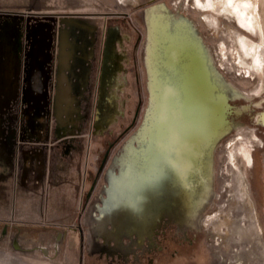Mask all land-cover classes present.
Returning a JSON list of instances; mask_svg holds the SVG:
<instances>
[{
  "label": "rangeland",
  "instance_id": "374dc122",
  "mask_svg": "<svg viewBox=\"0 0 264 264\" xmlns=\"http://www.w3.org/2000/svg\"><path fill=\"white\" fill-rule=\"evenodd\" d=\"M148 1L39 0L41 9L25 15L65 20L67 29H74V22L82 24L95 45L90 44L87 71H79V76L71 71V57L62 67L56 55L52 103L44 109L49 119L46 134L29 128L19 113L0 109L11 186L5 218L0 220V264H100V244L109 243L107 238L116 241L115 234H98L112 229L109 220L100 221L102 213H110L111 178L121 181L127 171L134 172L133 149L142 146L141 163L152 154L149 181L158 179L162 169L158 162L166 154L163 168L169 171L176 162L186 182L190 150L186 97L170 88L171 81L164 76L170 71L166 62L156 67L159 82L151 92L147 16L153 7L163 8L178 33L170 41V56L163 58H176L175 46L182 56L188 35L208 51L213 79L228 100L226 131L217 139L196 142L199 154L209 153L211 168L210 194L197 212L196 223L185 218L179 224L163 214L145 235L122 232L121 242L134 251L127 264H264V63H255L258 51L264 62V0H253L255 32L239 24L218 0L208 9L196 6L195 0H179L175 6L170 0ZM62 88L65 100L60 98ZM148 115L156 134L144 140L138 133ZM238 136L248 139L235 140ZM109 145L111 151L99 173Z\"/></svg>",
  "mask_w": 264,
  "mask_h": 264
},
{
  "label": "bare ground",
  "instance_id": "6f19581e",
  "mask_svg": "<svg viewBox=\"0 0 264 264\" xmlns=\"http://www.w3.org/2000/svg\"><path fill=\"white\" fill-rule=\"evenodd\" d=\"M237 1L218 0L217 3L224 4V7L228 6L227 3H229L232 7L237 8ZM249 1L246 0V4ZM195 2L196 6L203 9L211 8L210 6L213 7L215 4L213 0H206L203 3L200 0H195ZM244 14H248V12H244ZM251 19V16L246 17L247 21ZM147 21L149 41L152 44L148 52L152 94L155 93L159 82L156 67L159 65L163 66L166 62V66L170 67L168 69L170 71H166L164 76L170 79L173 86L170 88L175 89L179 96L183 95L186 97V99L184 98L188 115L186 120L190 131L187 137V140H190V150L187 153L188 163L185 164L188 180L186 179V182L181 180L180 176L182 173L177 167L179 165L176 166L174 161L172 162V167L174 168H171V170L167 171L163 168L162 164L168 161L167 155L164 154L163 161L158 162V166L161 165L162 168L159 170L158 179L149 181L150 177H147V173H149L147 171L152 169L150 167L154 164L151 160L152 154H147L146 161L141 163L139 158L143 155L140 151L142 146L138 150L133 149L134 172L132 173V170L127 171L126 174L122 175L121 181L117 180V178L114 180L111 178L110 213L109 215L102 213L104 218L100 219L102 222L109 220L112 223V231L107 230V235L113 237V234H115L116 237L114 238L116 239L124 231L138 235L147 234L153 222L163 214L173 217L179 224H182L185 218H191V221L196 223L199 218V213L197 212L210 194L207 187V176L210 175L211 170L209 153L202 151L203 153L199 154L196 142L199 140L217 139L226 131L224 125L226 124L225 117L228 108L227 96L215 82V78L213 79L210 68L212 62L210 59L208 60V51L203 48L201 41H197L193 36L188 35V37L184 38L187 43V49L183 55L179 56L178 49L175 46L174 50L176 51L174 54L177 57L165 59L163 58L164 54H166L167 58L170 56V45L173 43L170 42L173 39L172 36L178 33L174 32L172 22L166 20L162 7L150 9ZM167 24H169V30H167ZM259 60H261V63L258 62ZM255 63L257 65L264 63L259 56V51L258 55H255ZM168 74H170L169 77L167 76ZM234 90L237 91L236 88ZM153 125V117L148 115L144 130L138 133L142 139L145 140L147 136L151 138V136L156 134L154 133ZM206 146L208 145H205L204 150L208 148ZM193 152H195V155ZM247 160H249V157ZM117 163L119 164V161ZM143 167H145L144 174L141 172ZM135 172L138 174L136 175ZM119 182H121V187H117ZM200 190H203L202 193ZM105 211L103 210L102 212Z\"/></svg>",
  "mask_w": 264,
  "mask_h": 264
},
{
  "label": "crops",
  "instance_id": "0c3cea01",
  "mask_svg": "<svg viewBox=\"0 0 264 264\" xmlns=\"http://www.w3.org/2000/svg\"><path fill=\"white\" fill-rule=\"evenodd\" d=\"M39 9V0H0V11L9 12L0 14V109L8 108L19 113L23 122L28 124L29 128L39 129L42 136L47 133L49 124L48 111L44 109L49 108L52 103L50 83L52 71H55L56 55L60 56L61 66L71 57V71H78L79 76V71H87V60L91 58L89 54L95 41L91 34L86 32L89 28L77 22L72 23L74 29H67L65 20H59L58 25V22L52 21V17H25L26 14H32ZM63 23L65 24L62 25ZM63 38H66L67 43ZM71 53L72 56L69 55ZM60 98L62 100L61 95ZM61 121L63 119H60ZM5 128V122L0 119V220L5 218L3 213L6 210L7 188L11 187L10 181L7 180L9 174L5 164ZM98 234L109 237L107 232L105 235ZM123 235H119L116 241L107 238L109 243L100 244L102 248L97 254L106 258V261L103 257L100 258V264L109 260L120 264L129 262V255H134L133 246L121 242Z\"/></svg>",
  "mask_w": 264,
  "mask_h": 264
},
{
  "label": "flooded vegetation",
  "instance_id": "af4514ba",
  "mask_svg": "<svg viewBox=\"0 0 264 264\" xmlns=\"http://www.w3.org/2000/svg\"><path fill=\"white\" fill-rule=\"evenodd\" d=\"M154 0H149L148 1V3H152ZM199 1V0H198ZM227 1H229V0H227ZM179 2V0H170V5L171 6H175V4H177ZM198 3V2H197ZM228 4V6H226V8H229V10H230V12L231 13H233L235 16H236V18H237V20H238V22H239V24H241L243 27H245L246 29H248L249 31H251V32H255V30H254V26H255V23H256V11H257V9H256V6H255V4H254V2H253V0H250L249 2H247V4H246V0H238L237 2H236V4H238V7L237 8H234V7H232L231 6V4H229V3H227ZM248 4H250V5H248ZM205 6H208V5H205ZM210 7H212V6H210ZM244 12H248V14H244ZM247 16H251V20L250 21H247L246 20V17ZM125 18V17H124ZM60 19H58V21H59ZM52 21H54V22H58L57 20H56V18H54V17H52ZM238 42L241 44V45H243L244 44V40H242V38L241 37H238ZM245 66H246V64H245ZM247 67V66H246ZM248 73H249V71H248ZM248 78V77H247ZM60 82H62L63 83V80L62 79H60ZM61 96H62V100H65V99H67V97H66V93H65V89H61ZM63 97H66V98H63ZM138 112H139V106H138V108H137V110H136V113H135V117L133 118V122H132V125H133V123L135 122V118H136V116L138 115ZM131 126V125H130ZM129 128V127H128ZM127 131V130H126ZM241 139H248L247 137H243V136H238V138H236L235 140H241ZM249 141V140H248ZM111 147H112V145H109V148L107 149V151L105 152V154H104V157H103V159H102V161H101V163H100V165H99V168H98V172L100 173L101 171H102V169H103V166H104V164H105V162H106V160H107V158H108V155H109V153H110V151H111ZM249 157V156H248ZM247 157V158H248ZM252 161V159H251V157H249V160H247V163L250 165V162Z\"/></svg>",
  "mask_w": 264,
  "mask_h": 264
},
{
  "label": "water",
  "instance_id": "95a60500",
  "mask_svg": "<svg viewBox=\"0 0 264 264\" xmlns=\"http://www.w3.org/2000/svg\"><path fill=\"white\" fill-rule=\"evenodd\" d=\"M166 27H167V29L169 30V24H167V26H166ZM172 27H173V26H172Z\"/></svg>",
  "mask_w": 264,
  "mask_h": 264
}]
</instances>
